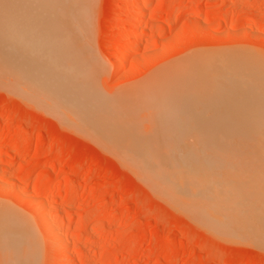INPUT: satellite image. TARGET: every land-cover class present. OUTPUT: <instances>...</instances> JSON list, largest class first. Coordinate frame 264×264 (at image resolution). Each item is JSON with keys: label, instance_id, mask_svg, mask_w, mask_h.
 <instances>
[{"label": "rangeland", "instance_id": "1", "mask_svg": "<svg viewBox=\"0 0 264 264\" xmlns=\"http://www.w3.org/2000/svg\"><path fill=\"white\" fill-rule=\"evenodd\" d=\"M76 1L90 41L85 84L116 106L132 108L131 97L145 84L190 62L226 70H219L225 83L220 74L218 81L233 85L217 83L222 92L252 75L259 80L253 84L264 86V0H149L142 17L133 10L141 0ZM136 33L140 47L123 64L120 50ZM242 94L222 104L232 109L224 122L235 130L264 112L259 97ZM138 110L140 117L148 112ZM255 115L261 123L264 113ZM235 133L231 139L238 140ZM117 157L44 105L0 87V220L10 216L29 232L36 264H264L260 244L210 232ZM41 200L50 207L53 231L41 229Z\"/></svg>", "mask_w": 264, "mask_h": 264}, {"label": "bare ground", "instance_id": "2", "mask_svg": "<svg viewBox=\"0 0 264 264\" xmlns=\"http://www.w3.org/2000/svg\"><path fill=\"white\" fill-rule=\"evenodd\" d=\"M147 1L134 5L135 17L145 15ZM77 5L76 0H0V87L44 105L60 122L119 156L154 193L210 232L264 247V117L255 124L252 117L258 111L252 117L249 113L251 123L236 131L233 122H224L232 109L226 108L227 103L222 106L229 96L243 92L242 97L246 93L264 102V86L253 84L251 80H259L252 75L250 82L239 80L231 90L232 83L218 81L220 71L226 70L204 66L206 70L190 62L162 72L133 93L132 108L116 106L85 84L83 60L90 54V41ZM136 34L126 42L125 52L121 46L123 64L140 47L141 36ZM217 83L228 91H219ZM141 105L148 111L142 117ZM260 109L255 119L264 113ZM206 119L218 122L209 124L212 120ZM234 131L238 140L231 139ZM245 133L253 138L246 139ZM40 203L41 229L52 230L50 207H43V200ZM12 221L10 216L0 220V264H36L38 255L29 232Z\"/></svg>", "mask_w": 264, "mask_h": 264}]
</instances>
